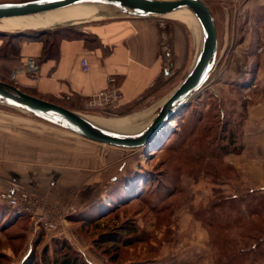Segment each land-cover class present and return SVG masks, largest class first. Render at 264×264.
<instances>
[{
	"label": "rangeland",
	"instance_id": "rangeland-1",
	"mask_svg": "<svg viewBox=\"0 0 264 264\" xmlns=\"http://www.w3.org/2000/svg\"><path fill=\"white\" fill-rule=\"evenodd\" d=\"M23 1L31 0H0ZM204 1L215 18L219 42L217 64L208 81L161 131L158 137L164 142L151 149H129L127 152L136 153L119 179H107L105 188L91 187L93 196H87L88 188H79V181L65 192L47 185L36 190L28 182L11 181L13 174L23 176L25 169L31 168L27 160L33 157L29 143H44L51 137L67 143L78 141L77 138L86 142L89 139L0 103V171L5 172L0 193L14 186L21 194L29 192L35 210L38 208V213L50 218H58L61 207L73 204L77 211L60 224L69 229L70 239L66 240L86 261L82 252L88 253L94 263L134 264L165 251L173 252L177 244L188 249L197 236L203 241L204 254L209 253L214 264H264L262 18L259 14L252 18L248 15V0ZM118 18L109 16L47 30L0 31V81L18 85L11 63L25 39L20 35L59 30L61 36H52L60 40L74 37L90 24ZM154 18L167 34L163 52L168 73L157 84L154 101L103 112L73 110L108 118L120 127H136L156 113L157 104L173 92L191 68L198 45L194 30L185 23L168 17ZM141 112L144 116L137 121L121 118ZM90 143L92 151L93 144L111 148L95 141ZM19 144H24L21 150ZM3 186L6 190L1 191ZM81 193L87 197L79 199ZM21 214L26 215L25 219ZM35 222L29 213L7 203L1 206L0 264H24L31 254L41 262L47 245L54 256L50 237L53 234L44 229L35 232ZM112 236L120 241L114 243Z\"/></svg>",
	"mask_w": 264,
	"mask_h": 264
},
{
	"label": "crops",
	"instance_id": "crops-1",
	"mask_svg": "<svg viewBox=\"0 0 264 264\" xmlns=\"http://www.w3.org/2000/svg\"><path fill=\"white\" fill-rule=\"evenodd\" d=\"M246 5L248 15L252 18L259 14L262 18L260 26L264 27V0H248ZM77 34L74 37L64 36L59 41L57 56L46 59L42 58V41L28 38L22 40L18 55L14 61L11 60L15 83L29 94L77 110L85 108V102L90 96L108 88L110 77L116 79L115 84L123 92L119 109L154 101L157 84L164 74H168L165 73L163 52L167 34L156 18L103 20L82 28ZM29 59H33L39 66L35 74L27 70ZM83 59L88 60L89 70L84 69ZM162 102L157 105L160 106ZM144 112L121 118L127 122L137 121L144 116ZM77 140L67 143L51 137L44 140V143H29L33 157L27 160L31 168L25 169L27 172L23 176L13 174L11 181L28 182L36 190L47 185L54 191L62 189L63 192L79 181V188H88L86 194L89 197L94 195L91 187L95 189L101 185L105 188L107 179L118 180L136 153L127 152L128 148H100L97 144H93L92 151V140ZM21 145L24 144H19L20 150ZM13 150L16 149L13 147ZM1 171L0 180H3L5 172ZM3 187L1 191L6 190V186ZM7 189L11 191L13 187ZM87 196L81 193L79 199ZM2 205L6 203L0 196V208ZM86 208L84 211L89 209ZM45 237L65 239L53 235ZM194 239V245L188 249H182L177 244L175 250L172 249L175 246L170 247L173 252L165 251L158 257L134 264H214L209 253L204 254L202 239L197 236ZM82 253L90 264H101L94 263L88 253Z\"/></svg>",
	"mask_w": 264,
	"mask_h": 264
},
{
	"label": "water",
	"instance_id": "water-1",
	"mask_svg": "<svg viewBox=\"0 0 264 264\" xmlns=\"http://www.w3.org/2000/svg\"><path fill=\"white\" fill-rule=\"evenodd\" d=\"M85 1L107 4L117 17H163L182 8H189L196 14L202 28V42L196 58L179 85L158 107L150 122L136 132L110 131L76 110L29 94L4 81H0V103L95 142L128 149L148 147L169 120L183 111L200 92L214 70L219 49L215 18L204 0H31L0 2V19L56 10Z\"/></svg>",
	"mask_w": 264,
	"mask_h": 264
},
{
	"label": "bare ground",
	"instance_id": "bare-ground-1",
	"mask_svg": "<svg viewBox=\"0 0 264 264\" xmlns=\"http://www.w3.org/2000/svg\"><path fill=\"white\" fill-rule=\"evenodd\" d=\"M111 10L112 8L107 4L85 1L56 10L0 19V31L9 33L28 32L98 21L109 16H114ZM163 17L181 21L192 28L196 34L199 50L202 42V28L196 14L191 9L182 8ZM154 115H150L151 117L148 121L136 127H120L105 117L85 116L90 121L110 131L131 133L143 129Z\"/></svg>",
	"mask_w": 264,
	"mask_h": 264
},
{
	"label": "built area",
	"instance_id": "built-area-1",
	"mask_svg": "<svg viewBox=\"0 0 264 264\" xmlns=\"http://www.w3.org/2000/svg\"><path fill=\"white\" fill-rule=\"evenodd\" d=\"M83 66L85 70H89L87 59H83ZM26 67L28 72L34 74L39 70L38 64L33 59L28 60ZM108 81L110 83L108 88L93 94L86 100V109L103 112L120 107L123 99V92L121 88L115 84L116 79L114 77H110ZM0 196L8 205L17 208L20 212L29 213L32 217L36 218V222L34 224L35 232L44 229L46 233L53 234V236L70 239L68 236L69 229L65 226L63 227L60 222L64 221V218H66L68 214H72L77 211V208L73 204L68 203L64 205V207H61V209L58 210V218H50L38 213V208L35 210V204L33 203V198L31 197L32 194L29 192L25 191L21 194L20 189L14 186L11 191L2 192Z\"/></svg>",
	"mask_w": 264,
	"mask_h": 264
},
{
	"label": "trees",
	"instance_id": "trees-1",
	"mask_svg": "<svg viewBox=\"0 0 264 264\" xmlns=\"http://www.w3.org/2000/svg\"><path fill=\"white\" fill-rule=\"evenodd\" d=\"M53 34H56L57 36H61L59 30L56 31H48V32H42L37 35H26L20 37L22 38H28L33 40L42 41L44 43V49H43V55L42 58L46 59L48 57H55L57 56V48L59 41L63 38L60 37V40L54 39ZM78 35V34H76ZM75 35V36H76ZM18 86V85H17ZM19 87V86H18ZM23 90V89H22ZM25 91V90H23ZM27 92V91H25ZM64 106H67L64 104ZM69 107V106H68ZM178 115V114H177ZM159 136V135H158ZM156 137L151 144L147 147V149H151L152 147L160 146L164 139L160 137ZM4 216V219L6 220V215L2 214ZM22 218H24V214H21ZM24 215V216H23ZM25 219V218H24ZM4 220V221H5ZM123 237V234H119ZM113 237V236H112ZM111 241L114 243H118L120 239L115 236V238H111ZM125 242V241H123ZM52 244L54 246V256H51L49 252V245L45 246L43 252H42V260L41 262L39 260H36L34 258L33 254L29 256V258L26 259L24 264H89L83 256L75 251L72 247V245L66 240V239H60V238H52Z\"/></svg>",
	"mask_w": 264,
	"mask_h": 264
}]
</instances>
